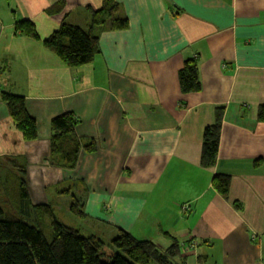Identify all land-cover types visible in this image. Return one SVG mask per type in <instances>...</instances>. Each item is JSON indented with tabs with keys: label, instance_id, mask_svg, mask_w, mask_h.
<instances>
[{
	"label": "crops",
	"instance_id": "0c3cea01",
	"mask_svg": "<svg viewBox=\"0 0 264 264\" xmlns=\"http://www.w3.org/2000/svg\"><path fill=\"white\" fill-rule=\"evenodd\" d=\"M116 2L129 27L103 31L93 62L70 68L15 26L31 20L42 38L63 22L87 28L102 0H0V160L28 163L36 204L60 212L64 199L71 213V195L83 200L89 220L76 228L106 243L120 228L160 250L177 239L185 264H264V0ZM191 58L202 89L183 94L178 73ZM2 90L25 97L37 140L23 139ZM219 109L217 161L204 168ZM64 112L97 145L74 169L50 165L51 122ZM216 173L230 176L228 199Z\"/></svg>",
	"mask_w": 264,
	"mask_h": 264
},
{
	"label": "trees",
	"instance_id": "16d2710c",
	"mask_svg": "<svg viewBox=\"0 0 264 264\" xmlns=\"http://www.w3.org/2000/svg\"><path fill=\"white\" fill-rule=\"evenodd\" d=\"M63 5L62 1L57 3L48 9V13L60 12ZM128 27V19L116 0H102L100 9L91 10V22L87 28L63 22L51 35L42 38L34 22L20 20L15 30L42 41L68 67L78 68L93 62L99 53V38L103 31ZM178 79L183 94L201 91L198 58L184 62ZM1 96L23 139L28 142L37 140L38 124L28 114L25 97L8 90H2ZM223 116V110H217L214 124L204 130L201 158L204 168L216 164ZM259 118L264 119V106ZM79 122L80 118L71 112L52 119L49 158L53 167L74 169L82 151L96 150L93 139L77 135ZM27 164L22 159L9 157L0 160V264H185L177 239L172 240L167 249L160 250L153 241L140 240L119 228L117 236L106 243L92 233L65 224L59 217V210L51 203L32 201ZM212 186L224 199L229 198V175L216 173ZM84 208L85 202L71 195L70 212L83 219L86 217ZM107 247L111 249V255H107Z\"/></svg>",
	"mask_w": 264,
	"mask_h": 264
},
{
	"label": "rangeland",
	"instance_id": "374dc122",
	"mask_svg": "<svg viewBox=\"0 0 264 264\" xmlns=\"http://www.w3.org/2000/svg\"><path fill=\"white\" fill-rule=\"evenodd\" d=\"M63 200L64 199H60L58 201V204H57V207L60 209L59 217H60L62 222H64L67 225L73 226V227H79V226L83 225L86 221L89 220V219H85V220L83 219L81 221L80 219L75 217L72 213H69L67 208H66V204L64 203ZM96 223H98L97 226L99 227V222L96 221ZM106 252H107V255H111V253H112V251H111V249H109V247L106 248Z\"/></svg>",
	"mask_w": 264,
	"mask_h": 264
}]
</instances>
